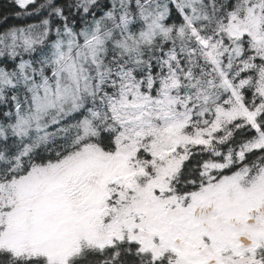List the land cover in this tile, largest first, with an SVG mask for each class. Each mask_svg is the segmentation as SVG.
Segmentation results:
<instances>
[{"label":"snow or ice","instance_id":"1","mask_svg":"<svg viewBox=\"0 0 264 264\" xmlns=\"http://www.w3.org/2000/svg\"><path fill=\"white\" fill-rule=\"evenodd\" d=\"M0 264H264V0H0Z\"/></svg>","mask_w":264,"mask_h":264}]
</instances>
